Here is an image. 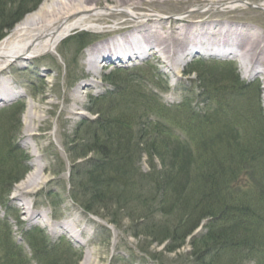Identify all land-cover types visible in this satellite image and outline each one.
Returning <instances> with one entry per match:
<instances>
[{"label": "trees", "instance_id": "trees-1", "mask_svg": "<svg viewBox=\"0 0 264 264\" xmlns=\"http://www.w3.org/2000/svg\"><path fill=\"white\" fill-rule=\"evenodd\" d=\"M42 1L0 0V40ZM92 37L83 31L65 42L82 51ZM192 64L187 73H199L204 100L199 110L187 100L176 107L183 124L167 117L170 108L144 88L141 77L148 68L103 76L114 89L90 97L88 110L97 117L82 120L68 146L70 196L89 213L108 212L112 224L124 211L134 237L166 243L167 253L191 236L190 264H264V110L258 86L240 81L229 63ZM155 70L150 68L152 77ZM224 82L230 85L222 96L214 85ZM24 108L25 102L6 108L10 126H19ZM10 145L0 148V204L29 170V155ZM242 171L252 181L249 198L231 184ZM204 220L206 231L195 234ZM22 236L45 264L79 261L71 250L49 246L43 229L24 230Z\"/></svg>", "mask_w": 264, "mask_h": 264}, {"label": "rangeland", "instance_id": "rangeland-1", "mask_svg": "<svg viewBox=\"0 0 264 264\" xmlns=\"http://www.w3.org/2000/svg\"><path fill=\"white\" fill-rule=\"evenodd\" d=\"M44 1L40 2L39 6ZM231 1H244L247 5L231 9L226 6ZM262 1L223 0L221 3L209 6V10L203 11L204 7L209 4L206 0H147L146 2L141 0H97L95 4L99 7L106 5L119 8L130 7L137 13V16L148 13L155 16L138 20L119 13L116 9L106 13L104 11L101 20L93 21L94 28L73 30L58 45L56 52L33 57L29 61L14 62L5 70L7 81L13 82L10 88L19 85L27 95L17 96L11 101L0 103V148H8L13 143L15 146H19V150H23L25 154L29 155L27 162L29 170L21 180L15 182L11 191L1 200L3 203L0 204V264H20V262L21 264H45L35 257L36 253L31 248L30 241L22 236L24 230L34 227L44 230L47 240H49V246H57L60 248L59 251L62 248L67 251L71 250L70 254L79 258L77 264H82L85 255L91 254L93 251H95L93 259L98 264H190L187 260L191 251L188 241L177 251L167 253L165 252L166 243L153 244L151 238L144 235L134 237L130 230L131 219L123 215L124 211L120 213L119 223L112 224L109 223L108 212H103L102 216L89 214L82 206H79L70 196L72 185L69 180L73 159L68 151V146L76 135L75 130L79 123L87 117H96L87 109L91 101L90 97L105 94L108 90L113 89L112 84L105 82L103 77L111 70H128L141 66L148 68L149 72L141 77L144 88L148 92L154 91L159 96V100L170 108L167 117L172 119L176 117L181 124H183V120L180 119L182 113L176 107L187 100L192 102L195 109L199 106L197 108L199 110L202 108L200 101L204 100L200 93L203 91V83L199 80V73L196 72L190 76L185 73L194 67L192 63L195 60L204 61L207 63L205 65L229 63L228 65L236 69L240 81L244 84L251 82L252 85L258 86L257 91H259V100L263 110L264 76L249 75V71L244 70L241 60L226 56L192 54L181 68L172 69L167 63H164L162 58H156L146 53L141 57L127 58L123 61L106 60L102 65L99 64L100 62H95V67L100 69L99 75L95 76L89 70L93 65L86 62L87 51L95 47V44L104 43L109 38H122L121 32L126 31L127 27L141 23L150 24L156 21L158 16L162 17V20L176 23L178 26L181 22L177 21L182 16L186 17L187 21L198 20L202 17H204L203 19L216 18L225 22L244 24L256 29L264 36V10L257 6ZM250 4L255 6L250 7ZM33 11H29V13ZM29 13L24 15L23 19ZM83 31L91 33L94 39L84 50L81 51L74 42L63 43L73 34ZM181 57L183 56L178 55L179 59ZM150 68H157L160 75L153 74L152 77ZM155 73L157 72L155 71ZM139 74L141 73L137 75ZM226 85L230 84L224 82L214 86H218L219 93L225 96L228 95ZM28 100L35 102V107L31 112H34L36 116L31 122V127L28 126V132H25L24 116ZM22 102H25V108L21 115V121H18V127L16 125L12 127L9 124V116H7L11 110L6 112V108ZM206 106L207 103L204 108ZM76 111H81V113ZM152 118L154 117L150 116L149 119ZM12 159L14 158L12 157ZM142 161V168L145 171L148 170L147 157H144ZM36 170L46 175L47 181L37 191L26 194L30 211L44 212L51 218L53 224L69 222L71 218H77L79 225L87 229L80 235V242L73 238L69 239L66 234L61 232L53 233L50 227L43 225L42 218H40L41 221L28 219L26 211L19 207V200L13 198L15 186L26 179V175ZM237 178L231 184L241 186L242 195L247 194V198L251 197L252 181L247 172H240ZM1 220H5L6 223H2ZM204 231L202 229V232ZM11 245L16 246L14 248ZM256 261L251 264H258ZM245 264L249 263L245 262Z\"/></svg>", "mask_w": 264, "mask_h": 264}, {"label": "bare ground", "instance_id": "bare-ground-1", "mask_svg": "<svg viewBox=\"0 0 264 264\" xmlns=\"http://www.w3.org/2000/svg\"><path fill=\"white\" fill-rule=\"evenodd\" d=\"M96 1L45 0L38 9L29 13L8 36L0 41V103L11 101L17 96L27 95L19 85L10 88L13 82L7 81L5 70L12 63L20 60L29 61L33 57L56 52L58 45L73 30L94 28L93 21L101 20L104 11L106 13L116 9L119 13L138 20L155 16L150 13L137 16V13L130 7L119 8L109 5L99 7L95 4ZM141 1L146 2L147 0ZM206 1L209 4L204 7L203 11L209 10V6L221 3L223 0ZM245 5L247 3L244 1H231L226 6L232 9ZM257 6L264 10V0ZM185 18L183 16L179 18L177 22L181 23L178 26L158 16L157 20L150 24L141 23L127 27L126 31L121 32L122 38H109L104 43L95 44V47L87 51L86 62L93 65L89 70L96 76L99 75L100 69L95 67V62H100L99 64L102 65L106 60L123 61L127 58L141 57L145 53L162 58L164 63L172 69L175 67L179 69L192 54H214L239 59L244 70L249 71V75L264 76V36L259 31L244 24L225 22L216 18L203 19L202 17L189 21ZM178 55L183 57L179 59ZM88 83L91 84L89 81ZM33 107H35V102L28 100L24 116L25 132H28V126L31 127V122L36 116L34 112H31ZM46 181L47 176L43 173L37 170L30 172L26 175V179L15 186L13 198L19 200V207L26 211L28 219L41 221L40 218H42L43 225L50 227L53 233L61 232L69 239L73 238L80 242V235L87 229L79 225L77 218H71L69 222L53 224L51 218L44 212L30 211L26 194L37 191ZM93 253L95 251L85 255L82 264H98L93 259Z\"/></svg>", "mask_w": 264, "mask_h": 264}]
</instances>
